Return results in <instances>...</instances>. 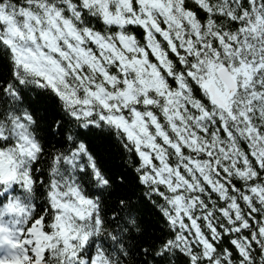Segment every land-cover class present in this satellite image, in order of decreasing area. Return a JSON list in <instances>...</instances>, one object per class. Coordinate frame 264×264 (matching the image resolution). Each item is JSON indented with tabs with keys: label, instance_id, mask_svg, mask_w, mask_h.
I'll list each match as a JSON object with an SVG mask.
<instances>
[{
	"label": "clouds",
	"instance_id": "1",
	"mask_svg": "<svg viewBox=\"0 0 264 264\" xmlns=\"http://www.w3.org/2000/svg\"><path fill=\"white\" fill-rule=\"evenodd\" d=\"M161 3L0 0V196L23 208L0 214V258L21 252L39 215L52 226L33 235L43 264H87L89 251L105 264H183L199 247L183 216L233 198L248 215L252 172L264 184V0ZM257 203L249 231L264 224ZM224 235L264 264V237ZM214 238L218 259L245 264Z\"/></svg>",
	"mask_w": 264,
	"mask_h": 264
},
{
	"label": "snow or ice",
	"instance_id": "2",
	"mask_svg": "<svg viewBox=\"0 0 264 264\" xmlns=\"http://www.w3.org/2000/svg\"><path fill=\"white\" fill-rule=\"evenodd\" d=\"M144 0H141V3H137V0H131V8L133 11L137 10L142 6ZM149 4H155L159 6H163L161 0H147ZM190 11V9H189ZM235 26V21H233ZM243 30V28H241ZM226 39L224 36H220V42H223ZM235 39V37H233ZM228 46V45H225ZM171 55V53H169ZM191 76L192 74L189 73ZM214 99V98H213ZM247 117H245L246 119ZM224 130L222 129V132ZM250 131H255L257 133V137L259 138V133L261 130L259 129H250ZM2 163V161H0ZM95 167V165H93ZM261 171H264V163L261 164ZM222 172L227 174L226 169H221ZM99 173L97 176L99 177ZM252 175L256 177V179L249 181L252 185L249 189L245 191V195L242 199L250 205L248 208V215H245L243 219H241V212L237 209L242 207L239 200H235L234 202H230L225 206L224 203L219 204L218 209L214 210L213 213H208L206 216H201L197 219L195 216L188 217L183 216V222L186 227H191L193 229L192 234L194 236L199 237L197 247L195 244L191 246V251L193 254L189 255L184 252L179 253L178 259L183 261V264H228V259H231V256H228V259H218L217 258V250L221 253H224L225 250L220 247L214 238V234L219 232L222 234L223 241H228V252H234L238 249L240 257L242 260H245V264H247V258H250V253L247 247H240V241L231 240L229 241L228 235H224L225 227L229 229V232L240 233L244 232L245 238L252 243L253 246L257 243L258 237H264V224H261L256 231H249V227H255L253 224V217H256L259 220V214L256 212L255 208L259 207L257 201L264 202V184H258L257 180L259 177L256 172H252ZM9 179H15V173L12 176L8 177ZM32 177L25 176V181H31ZM143 179V177H141ZM207 179V178H206ZM0 187H4L3 184H0ZM236 187H240L237 183ZM229 191H234V189H229ZM251 193V195H249ZM213 195H216L215 191ZM218 200L224 199L223 194L217 196ZM7 202V203H6ZM87 203H91V201H86ZM205 203H207L205 201ZM255 206V207H253ZM208 208H211V205L208 204ZM231 209V211H230ZM5 210H15V211H23V208L19 206V202H13V200L7 196L5 193L3 196H0V214H3ZM213 215H219L223 219L224 227H221L219 223H215L212 219ZM51 219L50 216H44L41 218L39 215L34 217L29 222V227L27 229L28 236L23 240L24 247L18 254H13L11 258H0V264H43L44 260L48 259V249L40 248L37 251L35 245L38 244V239H33V235L39 229L42 233H47L52 230V226L48 224V221ZM96 223H100L99 217H96ZM205 227L207 230H205ZM2 231V229H0ZM187 236V231L184 233ZM177 242H179L180 237L177 235ZM9 243H13L12 240H9ZM20 241H15L13 244L14 247H20ZM171 244V241H168ZM29 245H33V247H28ZM260 251V249H256ZM196 253H199L197 255ZM83 255V253H81ZM106 256L102 251L96 252L95 255L92 251L88 252L87 264H105Z\"/></svg>",
	"mask_w": 264,
	"mask_h": 264
},
{
	"label": "trees",
	"instance_id": "3",
	"mask_svg": "<svg viewBox=\"0 0 264 264\" xmlns=\"http://www.w3.org/2000/svg\"><path fill=\"white\" fill-rule=\"evenodd\" d=\"M50 111H51V114H52V115H58V114L55 112L54 108H50ZM107 167H108V170H109V171H117V170H119V165L116 164L114 161L111 162V163H109V164L107 165ZM146 211H147V209H146Z\"/></svg>",
	"mask_w": 264,
	"mask_h": 264
}]
</instances>
